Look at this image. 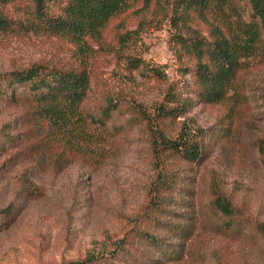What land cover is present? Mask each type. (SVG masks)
<instances>
[{
    "label": "rangeland",
    "instance_id": "1",
    "mask_svg": "<svg viewBox=\"0 0 264 264\" xmlns=\"http://www.w3.org/2000/svg\"><path fill=\"white\" fill-rule=\"evenodd\" d=\"M12 1L0 3V17L12 22L0 29V73L38 63L85 71L81 112L89 138L80 140L73 117L0 100V210L10 211L8 222L0 220V264H67L108 254L122 239L124 248L148 252L158 264H264L257 231L264 224V58L238 73L241 95L204 104L187 71L191 59L173 44L167 0H135L83 43L34 29L29 0ZM129 57L145 67L132 68ZM173 94L187 108L164 132L175 136L185 125L205 133V158L177 164L186 191L167 207L174 214L160 219L190 224L187 239L145 219L154 158L147 125L132 109L172 107ZM109 100L120 108L108 116L102 109ZM2 134L15 137L14 145L1 143ZM138 231L177 250L179 259H165ZM108 262L141 264L115 256Z\"/></svg>",
    "mask_w": 264,
    "mask_h": 264
},
{
    "label": "trees",
    "instance_id": "2",
    "mask_svg": "<svg viewBox=\"0 0 264 264\" xmlns=\"http://www.w3.org/2000/svg\"><path fill=\"white\" fill-rule=\"evenodd\" d=\"M11 1L0 0V3L8 4ZM134 1L29 0L31 5L27 9V19L34 29L83 43ZM150 2L151 0H143L144 5ZM50 4L55 6L54 11H49ZM166 19L172 27L173 44L179 47L183 56L192 61V66L187 71L195 81V93L199 97L197 101L217 104L225 101L230 92L241 95L237 83L238 73L247 61L264 58V0H167ZM10 23V20L0 17V29H7ZM128 63L132 68L145 67L144 62L137 57H129ZM150 69L153 75L159 74L158 70ZM88 86L89 78L83 70H64L38 63L0 73V100L12 104L22 101L44 105L47 112H55L62 119L73 117L80 140H87L89 129L86 128L81 105ZM172 97V107L160 104L154 113L138 104H133L132 109L139 120L147 125L154 158L155 175L149 189V203L145 206V219L157 228L167 229L168 232L187 239L192 233L190 224H170L160 219L174 214L167 207L178 203L173 198L176 194L186 191L183 186L180 187L181 183L184 184L181 179L185 176L180 174L183 169L177 164H200L205 158V133L202 130L193 132L185 125L181 126L175 136L164 132L162 126L176 120L182 114L181 109L187 108L186 102L180 103L179 94H173ZM119 108L117 102L109 100L102 112L109 116ZM90 120L99 126L103 125L100 119ZM2 136L1 143L8 147L14 145L15 137L5 134ZM3 149L0 146V151ZM9 217L8 209L0 210L1 221L8 222ZM257 231L264 241V224L257 225ZM136 235L168 261L179 259L177 250L151 233L138 231ZM124 243V239L117 241L114 250L108 254L88 255L83 260L67 264H110L109 256L141 264L160 263L148 252L134 250L132 246L124 248Z\"/></svg>",
    "mask_w": 264,
    "mask_h": 264
}]
</instances>
